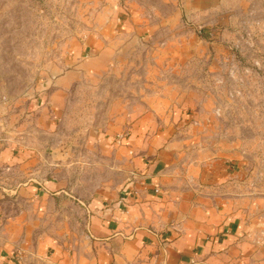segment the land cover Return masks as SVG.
I'll return each mask as SVG.
<instances>
[{
  "label": "rangeland",
  "instance_id": "1",
  "mask_svg": "<svg viewBox=\"0 0 264 264\" xmlns=\"http://www.w3.org/2000/svg\"><path fill=\"white\" fill-rule=\"evenodd\" d=\"M184 3L0 0V131L28 146L23 168L10 183L0 179L5 214L29 210L21 186L61 192L44 222L36 226L30 214L33 231L83 236L81 202L117 190L130 174L125 151L104 136L123 133L133 112L153 106L201 113L190 131L196 147L236 151L254 192H264V0H208L193 11ZM91 39L111 44L107 65L95 68L89 49L76 56L88 64L84 73L62 88L59 111L41 114L54 80L76 68L75 53ZM256 231L253 242L264 244L256 242L264 224Z\"/></svg>",
  "mask_w": 264,
  "mask_h": 264
},
{
  "label": "crops",
  "instance_id": "2",
  "mask_svg": "<svg viewBox=\"0 0 264 264\" xmlns=\"http://www.w3.org/2000/svg\"><path fill=\"white\" fill-rule=\"evenodd\" d=\"M207 1L185 0V9L207 7ZM127 32L120 28V34ZM91 43L75 53L76 68L54 80L41 114L59 111L62 88L84 73L88 64L76 56L89 49L95 68L107 65L111 44ZM202 119L187 108L153 106L133 112L123 133L104 136L107 146L125 151L130 174L117 190L81 202L85 231L80 238H62L59 230L33 231L30 214L36 226L44 222L61 192L28 193L21 186L19 195L31 199L27 212L13 216L10 211V216L0 205V214L7 215L4 222L0 215V264H264V244L253 242L264 224V192H254L249 168L236 151L196 147L199 137L190 131ZM10 137L0 131V179L9 183L28 153L25 142ZM19 250L26 257L19 258Z\"/></svg>",
  "mask_w": 264,
  "mask_h": 264
},
{
  "label": "built area",
  "instance_id": "3",
  "mask_svg": "<svg viewBox=\"0 0 264 264\" xmlns=\"http://www.w3.org/2000/svg\"><path fill=\"white\" fill-rule=\"evenodd\" d=\"M118 137H120V135H118ZM256 242L264 243V233L261 234V237H259Z\"/></svg>",
  "mask_w": 264,
  "mask_h": 264
}]
</instances>
